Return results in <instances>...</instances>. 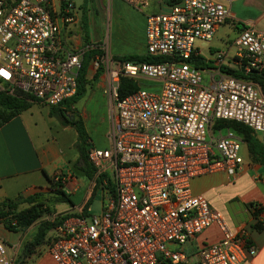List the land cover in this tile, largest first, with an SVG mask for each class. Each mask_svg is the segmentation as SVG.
Masks as SVG:
<instances>
[{
	"label": "built area",
	"instance_id": "built-area-1",
	"mask_svg": "<svg viewBox=\"0 0 264 264\" xmlns=\"http://www.w3.org/2000/svg\"><path fill=\"white\" fill-rule=\"evenodd\" d=\"M136 7L150 0H126ZM65 9L64 21L73 16ZM220 0H177L146 14L149 55L163 60L125 61L101 56L111 118L109 146L88 149L105 191L98 213L71 214L55 225L47 248L56 264H241L255 252L248 229L229 226L222 212L191 189L192 178L243 167L242 139L215 120L233 119L260 133L264 144V93L254 81L221 69L214 57L204 80L191 56L196 39L209 40L230 15ZM246 71L264 69V29L242 28L233 40ZM83 47L66 49L50 0H0V90L59 105L78 87ZM121 76L138 87L119 94ZM215 224L220 237L187 251L184 244ZM0 264H12L0 236Z\"/></svg>",
	"mask_w": 264,
	"mask_h": 264
},
{
	"label": "crops",
	"instance_id": "crops-1",
	"mask_svg": "<svg viewBox=\"0 0 264 264\" xmlns=\"http://www.w3.org/2000/svg\"><path fill=\"white\" fill-rule=\"evenodd\" d=\"M64 1L66 2L62 5L63 0H50L59 22L63 46L66 49L82 47L84 39L79 32V8L76 7L74 0ZM176 1L150 0L147 6L137 7L145 17L144 48L142 51H127L125 53L146 52V14L150 11L166 12ZM220 1L229 6L231 13L217 25L209 40L210 55H204V57L212 68L217 67L212 54L216 49L222 48L224 49L223 64L235 67L240 65V57L233 40L244 27L264 29V0ZM65 9H68V14L73 16L72 21L63 20L62 14L65 13ZM83 15L82 12L81 17ZM99 15L103 22V12ZM197 49V52L203 56L198 46ZM29 101L26 108L0 124V204L8 198L15 199L19 195L38 193L41 196V191H44L50 184L54 189L53 181L60 178L61 188L67 194V198L63 200L68 204L64 206L50 205L53 209L46 215V218L52 220L58 216L64 215L65 218L71 214L82 213L84 202L79 203L72 198V195L76 194L79 189V180L74 174V169L79 170L82 164L75 145L77 132L75 127L65 120L71 118L72 114L69 111L75 109V102L71 103L69 107L66 104L61 105L65 119L51 114L49 111L48 119L43 120L35 113L34 107L37 104L45 103L36 99ZM47 106L50 109V106ZM254 132V135L261 140L260 133ZM238 134L242 142H245L246 150L243 155L241 154L244 160L243 167L237 176L231 178L225 171L202 174L192 178L191 189L194 193L203 194L212 207L219 209L230 227L236 229L245 226L248 229L246 242L254 245L255 252L247 255L241 264H264V162L250 157L247 143L243 140V134ZM192 181H195L193 185ZM51 193L55 192L50 191L49 194ZM54 201H58V199ZM21 203L27 205L25 201L19 204ZM56 224L47 230L41 243L34 245L31 251L24 255L26 244L33 238L36 231L32 228V223L23 228L10 229L0 220V236L7 244L11 263L56 264L47 248L50 237L55 233ZM219 237L220 230L213 224L194 235L185 243L187 246L184 248L187 251H192L194 247L216 241Z\"/></svg>",
	"mask_w": 264,
	"mask_h": 264
},
{
	"label": "rangeland",
	"instance_id": "rangeland-1",
	"mask_svg": "<svg viewBox=\"0 0 264 264\" xmlns=\"http://www.w3.org/2000/svg\"><path fill=\"white\" fill-rule=\"evenodd\" d=\"M74 2L76 7L79 8L78 24L81 37L83 39L87 38L89 42L97 43L102 49V53H97L94 58H92L87 71L88 80L85 83L84 90L75 101V109L71 108L72 110L69 111L72 114L70 117L72 118L73 114L80 117L85 133L82 141L84 148H105L109 146L110 142L107 137V131L110 125L111 109L109 96L103 89L105 76L100 67V59L101 56L106 53L117 55L127 51H142L144 48L145 17L142 16L137 7L130 5L126 0H74ZM82 12L84 15L81 17ZM102 12L104 15L103 22H101L99 15ZM209 40L196 39L194 41V45L199 47L203 56L210 55V47H208ZM223 50L222 48L216 49L214 52L212 51L213 54H211L216 57L217 53L223 54ZM210 68H212V66L207 61L203 67L204 80H207ZM48 108L46 104H37V106L34 107V111L38 116H41L43 120H47L49 113ZM245 150L246 144L242 142L240 153L243 155ZM74 174L79 180V189L76 194L72 195L73 200L81 203L90 197L87 212L98 213L102 200H105V191L100 185H97L93 191V185L95 179H97L95 172L93 176L90 177L84 169L79 168V170L74 169ZM194 183L195 181H192V185ZM48 187L45 188L44 191H41L42 195L40 196L45 205L53 209L50 205L64 206L68 204L63 199L54 201L57 199V196H54L57 193L49 194V192H53L54 189L51 188L53 187L52 184ZM24 205H26V203H18L16 209ZM48 213L47 210L44 211L42 215L32 223L34 231L39 221L46 218ZM184 246L186 247L187 245L184 244Z\"/></svg>",
	"mask_w": 264,
	"mask_h": 264
},
{
	"label": "trees",
	"instance_id": "trees-1",
	"mask_svg": "<svg viewBox=\"0 0 264 264\" xmlns=\"http://www.w3.org/2000/svg\"><path fill=\"white\" fill-rule=\"evenodd\" d=\"M64 1L62 2V5L64 4ZM84 48L83 54L81 57V64L80 68L78 70V87L73 96H71L68 99H65L61 104L59 105H49L50 106V113L56 114L62 118L65 119L63 115V108L61 107L62 104H66L68 107L71 103L75 102L78 98L79 94L84 90L85 83L87 82V71L90 66L92 58H94L95 54L102 53V49L98 46L97 43L89 42L88 39H84V44L82 46ZM115 58L125 61H141V60H163L166 59V56L161 55H149L146 52L145 53H123V54H117L113 55ZM191 59L199 64L200 66H204L207 61L204 56H202L199 52L193 54L191 56ZM241 65H238L237 67H232L229 65L223 64L221 68L234 76L242 77L246 79H250L254 82H256L262 89V92L264 93V69L263 70H256L253 69L252 71H243L241 69ZM138 87V83L136 80L127 77V76H121L120 83H119V94L124 95L130 91L135 90ZM38 100L32 95H29L27 93L18 92L14 94L7 93L4 90H0V124L10 118L12 115L16 114L20 110L26 108L29 105V100ZM69 123H71L77 132V140H76V148L79 152V159L82 163L80 168L84 169L87 174L92 177L95 168L91 164V162L88 160V149L84 148L83 146V137L85 135L83 130V125L80 120L79 116H76L73 114L71 119H65ZM229 126L236 130L238 133L243 134V140L246 141L249 155L252 159L258 160L260 162H264V144L261 140H259L254 135V130L249 127L248 125L233 120V119H226V118H219L215 120V127H225ZM100 178L95 179V183L93 185V191L94 188L99 185ZM54 184V192L57 193V199H64L67 198V194L63 191L61 188L62 182L60 178L58 180L53 181ZM27 202V205L24 207H21L19 209H16V206L20 202ZM90 202V197L87 198L83 205H82V213L87 214V206ZM50 212L51 209L49 206L45 205L44 201L40 197V194L38 193H31L26 196H18L15 199L8 198L7 200L3 201L0 204V220L4 222V224L10 228V229H16V228H23L31 223L35 222L44 211ZM63 216H58L57 218H54L52 220L44 218L41 221H39L35 234L33 238L26 244L25 247V254H28L32 247L36 244L41 243L44 240L45 234L47 230L53 226L56 223H59ZM15 264H20V262H17Z\"/></svg>",
	"mask_w": 264,
	"mask_h": 264
},
{
	"label": "water",
	"instance_id": "water-1",
	"mask_svg": "<svg viewBox=\"0 0 264 264\" xmlns=\"http://www.w3.org/2000/svg\"><path fill=\"white\" fill-rule=\"evenodd\" d=\"M241 69L243 70V71H246V69L244 68V67H241ZM253 70V69H252ZM252 70H249V71H252Z\"/></svg>",
	"mask_w": 264,
	"mask_h": 264
}]
</instances>
